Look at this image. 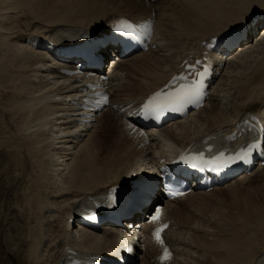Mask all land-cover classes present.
<instances>
[{"label":"bare ground","instance_id":"1","mask_svg":"<svg viewBox=\"0 0 264 264\" xmlns=\"http://www.w3.org/2000/svg\"><path fill=\"white\" fill-rule=\"evenodd\" d=\"M252 8L253 0H0V76H3L0 87L10 84V90L4 87L3 93L0 92V100L5 99V110L0 104V126L6 129L0 139V155L4 153L3 144L7 147V154L0 161L8 164L13 157V171L22 170L13 177L16 188L8 190L0 219V264H61L68 250L82 255L110 254L122 242L114 228L94 233L83 229L70 232L66 227L69 219L77 218L82 206L108 187L123 185L131 175L153 171L161 157L171 156L180 147L209 133L218 136L222 130H231L244 114L264 113V37L253 46L250 30L247 42L232 52L207 106L190 120L150 135L154 145L162 144L161 151L154 152L152 146L138 150L121 117L114 114L118 119L112 123L111 112L103 113L96 126L92 123L94 129L78 147L77 139L85 135L87 125L77 124L83 118L65 102L67 98H75L68 85L75 78L66 79L56 71L61 63L53 59L51 45L59 47L65 44L63 41L106 30L121 17L145 20L155 13L156 49L118 64L115 71H123V78L116 79L115 71L111 74L115 82L111 86L112 102L127 105L163 85L190 52L199 53L202 41L238 27V22L245 20ZM11 19L22 30L12 34L14 37L9 35ZM38 24H42L41 32L32 30ZM109 50L101 52L104 60ZM231 67H234L232 74ZM49 80H57V84L48 88ZM224 91L225 105L218 97ZM56 129L59 134L54 133ZM13 139L29 146L26 155L35 160L34 168L26 158L21 163L15 158L20 148L11 143ZM49 152L61 155L59 169L55 163L53 170L55 176H60V186L54 185L56 181L53 183L49 166L43 161ZM1 172L3 177L4 168ZM253 178L256 186L244 191L240 198L235 197L241 183L226 187L233 188L227 197L228 202L233 201L232 209L230 206L223 210L217 202L218 206L211 209L208 203L205 218L197 205L183 204L181 209L173 207L168 211L178 229L170 231L168 237H172L180 255L185 249L187 256L192 257L191 263L186 260L184 264H258L263 259L264 168L241 180ZM3 183L0 177V188ZM259 191L263 193L255 197ZM148 205L147 202L143 210ZM141 209L129 220L138 217ZM153 255L154 250H148L144 261L149 264ZM176 263L175 260L173 264Z\"/></svg>","mask_w":264,"mask_h":264},{"label":"snow or ice","instance_id":"2","mask_svg":"<svg viewBox=\"0 0 264 264\" xmlns=\"http://www.w3.org/2000/svg\"><path fill=\"white\" fill-rule=\"evenodd\" d=\"M239 26L232 28L230 32L220 38L218 43L231 44L234 42L233 33H242L244 29L255 28L258 32H264V0H253L252 12L248 15L245 20L239 21ZM116 31H120L119 28ZM199 63V61H197ZM207 73V68L204 71H197L195 76L197 79L192 80L190 83H183L175 91H170L167 94L156 93L154 94L143 106L144 115H159L164 111H179L185 104L192 102L197 99L201 94L203 87V78ZM181 79H186L181 77ZM256 147L255 144L250 145L247 149H242L240 152L233 156H226L224 153H220L211 160H206L203 154L199 155H181V160L184 164L189 165L193 169H199L208 165H212L214 169H223L230 166L231 163H235L238 160H246L251 153V150ZM139 179V178H137ZM182 194V193H181ZM160 211L157 209L155 214L151 217L154 222L158 220ZM89 219H94V215H90ZM167 225H161L155 231V238L157 242L163 248V255L161 261H168L171 259V254L168 249L164 246V241L161 237V233ZM128 252L132 251L129 247Z\"/></svg>","mask_w":264,"mask_h":264},{"label":"rangeland","instance_id":"3","mask_svg":"<svg viewBox=\"0 0 264 264\" xmlns=\"http://www.w3.org/2000/svg\"><path fill=\"white\" fill-rule=\"evenodd\" d=\"M15 20V19H14ZM27 22H31V21H28V20H26ZM11 22H12V19H11V21L9 20V25H12L11 27H10V33L11 34H9L10 35V37L11 36H15V35H12V34H16V32L17 31H22V30H19V28H16L15 27V24L12 22V24H11ZM22 22H24V21H22ZM36 23V22H35ZM14 24V25H13ZM13 26H14V29H13ZM42 26V24H38V25H36V26H34V28L32 29V30H37V29H39L40 27ZM1 28V27H0ZM42 31V29H39V32H41ZM3 32H5L4 30H3ZM70 33H73L74 34V32H70ZM68 34V33H67ZM257 34V33H256ZM9 35H8V37H7V39L9 40ZM8 40H6V42L8 41ZM254 46V45H253ZM256 55H258V53L256 54ZM241 61H243V59L241 60L240 59V61H239V63L240 64H242V62ZM234 68V67H233ZM232 67H231V69H229V72L232 74V69H233ZM229 73V74H230ZM39 75H41V76H45L44 74L42 75V74H39ZM116 75L118 76V78H120V77H124L125 76V73L123 72V71H117L116 72ZM2 77L3 76H0V80H2ZM45 81V80H44ZM50 84L48 85V88H50V87H52V86H54V84H57V80H49L48 81ZM222 86V85H221ZM4 87H8L9 89H7V90H10V84L8 83L7 85H5V86H3V87H0V92L1 93H3V91H4ZM227 88V86H225L224 87V89H226ZM8 92V91H7ZM226 93V91H224L223 93L221 92V93H219V95H218V97H222V99H221V97L219 98V100L221 101V103L222 104H226V101H225V99H223V96H224V94ZM218 94V93H217ZM4 101H5V99H4V97H2L1 98V100H0V104H1V109L3 110H5V108H4V106L3 105H5V103H4ZM220 101H214L213 103L215 104V103H218V102H220ZM0 117H1V115H0ZM111 117H112V123H117V119H115L114 118V116H112L111 115ZM2 118H4V117H2ZM3 121H4V119H3ZM116 121V122H115ZM96 124H97V122L95 123V126H96ZM14 129V128H13ZM94 129V128H93ZM92 129V130H93ZM15 130V129H14ZM91 130V131H92ZM6 129H4V128H2L1 126H0V139L1 138H3L4 136H5V134H6ZM13 133L16 131H13V130H11ZM12 132H11V134H12ZM17 132V131H16ZM58 132H60V130L59 129H56V131L54 132V133H58ZM18 133H20V132H18ZM27 134V133H26ZM47 134L48 135H50V136H53V134L52 133H50V132H48L47 131ZM59 134V133H58ZM3 136V137H2ZM7 136V135H6ZM17 136H18V134H17ZM88 138V136L86 137V138H84L83 139V142H82V144H84L85 143V140ZM11 143L12 144H16L19 148H20V151H19V154H17V152H16V154H14L15 155V158L17 159V160H19V162L21 163L22 162V159L23 158H26V160H27V163H28V165H30V167H32L33 166V168H34V165H35V160L33 161L29 156H27L26 154H27V152L30 150V148H29V146L28 145H25V144H23L22 142H20L19 140H16V139H13L12 141H11ZM81 144V145H82ZM57 147H59V146H56V148ZM78 147H80V146H78ZM161 145L159 144V145H157L156 146V148H157V150H160L161 149ZM24 149H26V152L24 151ZM3 152L4 153H1V155H0V157L1 156H3L4 154H7L6 152H7V147H6V144H3ZM53 154V152L52 153H48V154H45L44 156H43V161L49 166L48 167V174H49V176H50V178H52V180H53V183H54V185L55 186H57V184L60 186V180H59V178H60V176H55V174H54V168H55V166H54V164L55 165H57V167H58V169H59V166H58V164H60L61 163V161H62V159L60 158L61 157V155H59L60 153H55L56 155H52ZM9 155V154H8ZM13 156V155H12ZM50 158H49V157ZM48 158V159H47ZM70 158V157H69ZM54 161H56V162H54ZM68 163H70L69 161H67ZM0 163H1V161H0ZM13 163H14V160H13V157L11 158V161L8 163V164H6V163H4V165L1 163V167H0V173L2 174V168H4V170H5V174H4V172H3V177H2V175L0 176L1 178H2V180H3V187H1L0 188V219H1V217L3 216V207H4V202H5V200L7 199V197H8V194H9V192H8V190H10V189H14V188H16V185H15V182L13 181V179L17 176V174H19L20 173V171L22 172V170H20V171H17V172H14L13 171V169H14V166H13ZM50 164V165H49ZM5 167H7L8 168V170H9V172H7L6 171V168ZM65 168V166H63V164H62V170ZM65 170V169H64ZM63 170V171H64ZM64 174L66 173L65 171L63 172ZM14 177V178H13ZM7 178V179H6ZM9 178H11L10 179V181H9ZM27 178H29V177H27ZM20 179H23V176L20 178ZM9 181V182H8ZM250 182V183H249ZM252 182V183H251ZM256 183H257V181H256V179H252V180H250V181H246L244 184H242L241 186H239V187H237L238 188V193H237V195H236V197L235 198H240L239 196H242L243 195V192L244 191H246V190H248V189H250L251 190V188L252 187H254V186H256ZM245 184H246V186H245ZM242 187V188H241ZM246 187V188H245ZM232 190H233V188H231V189H223V190H221V191H219V192H217V193H214V194H212V195H209V196H204V197H199V198H196V199H194L193 200V203H191V205H197L198 206V209H200V215H201V213L202 212H204V213H202V217L203 218H205V217H207L206 215H205V213H207L208 212V210L207 209H209L207 206H209V204L211 205V209H215L218 205H216L217 203L219 204V207L220 208H223V210H224V208H230V206H231V208L230 209H232L233 207H232V205H231V203L233 202V201H231V203L230 202H228L230 199H227V197L229 196V193H231L232 192ZM230 191V192H229ZM261 192L262 191H259V192H257V193H255L254 195H255V197H257L258 195H260L261 194ZM263 193V192H262ZM241 194V195H240ZM255 197H251V198H255ZM241 198H245V197H241ZM217 202V203H216ZM196 203V204H195ZM209 203V204H208ZM237 203H238V201H237ZM215 204V205H214ZM234 206V205H233ZM203 207V208H202ZM204 207H207V208H204ZM213 207V208H212ZM207 210L206 212H205V210ZM202 211V212H201ZM213 213L214 212H212V215H213ZM212 215H209V216H212ZM214 217V216H213ZM207 221V220H206ZM7 233V232H6ZM8 234V233H7ZM187 254L188 253H186V251H183V254H181V256H179V260H180V263H182V264H184V262H192V260H190V258H192V257H190L191 255H189V256H187ZM185 255V256H184ZM184 257H186V258H184ZM190 257V258H189ZM189 259V260H188ZM187 260V261H186Z\"/></svg>","mask_w":264,"mask_h":264}]
</instances>
